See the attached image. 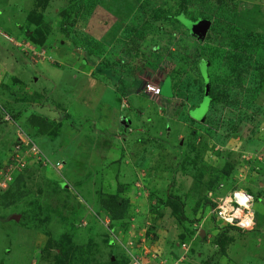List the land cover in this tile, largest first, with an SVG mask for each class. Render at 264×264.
Listing matches in <instances>:
<instances>
[{
	"label": "rangeland",
	"instance_id": "1",
	"mask_svg": "<svg viewBox=\"0 0 264 264\" xmlns=\"http://www.w3.org/2000/svg\"><path fill=\"white\" fill-rule=\"evenodd\" d=\"M0 264H264V0H0Z\"/></svg>",
	"mask_w": 264,
	"mask_h": 264
},
{
	"label": "built area",
	"instance_id": "2",
	"mask_svg": "<svg viewBox=\"0 0 264 264\" xmlns=\"http://www.w3.org/2000/svg\"><path fill=\"white\" fill-rule=\"evenodd\" d=\"M142 92H143V94H146V95L150 96L151 98H154V97L160 96L162 93V90H161V87L159 85L148 83L143 87ZM21 156H22L21 153L17 154L16 158L13 159V161H12L11 168L10 169L8 168L9 170H12V168L14 170H16L22 164L23 159H21ZM220 208L221 209L219 211V216H220L221 220L224 223L231 222L232 221V215H230L229 213H227L225 211L224 206H221Z\"/></svg>",
	"mask_w": 264,
	"mask_h": 264
},
{
	"label": "trees",
	"instance_id": "3",
	"mask_svg": "<svg viewBox=\"0 0 264 264\" xmlns=\"http://www.w3.org/2000/svg\"><path fill=\"white\" fill-rule=\"evenodd\" d=\"M34 1V0H33ZM29 2H31V0L29 1ZM18 5V4H17ZM27 11H29V10H27ZM238 17H239V15H238ZM182 18L183 17H177V20L179 19V20H182ZM240 18V17H239ZM239 18H237V20L239 19ZM184 19V18H183ZM26 33H29V34H32L31 32H26ZM39 44H43L44 43V41L43 40H40L39 42H38ZM102 70V69H101ZM107 75H111L112 74V71H109V72H105ZM119 76V75H118ZM120 77V76H119ZM118 80H120V78H118ZM204 95L205 94H203V92L200 94V92H199V97L201 96V98L202 99H204ZM126 96V95H125ZM212 98V97H211ZM212 99H214V98H212ZM107 208H108V210L113 214V217H117V218H120V217H122L123 215H124V210H125V208H126V205L125 206H121L118 202H111V203H109L108 205H107ZM173 208H174V210H175V212H177L176 210H178L179 212H181V210H182V203H176V202H174L173 201ZM177 214V213H176ZM186 219V217L184 216V214L183 215H181V217H179L178 218V220L180 221H183V220H185Z\"/></svg>",
	"mask_w": 264,
	"mask_h": 264
},
{
	"label": "clouds",
	"instance_id": "4",
	"mask_svg": "<svg viewBox=\"0 0 264 264\" xmlns=\"http://www.w3.org/2000/svg\"><path fill=\"white\" fill-rule=\"evenodd\" d=\"M150 83H152V84H154L153 82H150ZM145 85L147 84V83H144ZM143 84V85H144ZM144 85V86H145ZM156 85V84H155ZM158 85V84H157ZM143 86V87H144ZM159 86L161 87V90L163 89L162 88V86L159 84ZM143 87L141 88V90L143 89ZM163 94V91H162V93H161V95ZM143 95H145V94H143ZM160 95V96H161ZM148 96V95H147ZM160 96H158V97H160ZM151 98V97H150ZM155 98V97H154ZM249 198H250V196H248ZM236 198V197H235ZM248 203H249V201H247ZM236 204H238V201L236 200ZM239 205V204H238ZM232 206H233V210H229V214L230 215H232V216H234L233 218H232V221L231 222H228L227 224H229V226L231 225L232 227H236V228H238V229H241V230H250V226H249V228L248 227H246V225L245 224H243V220L242 219H240V218H237V217H235V207L236 206H234V204H232ZM240 206V205H239ZM239 206H237V209H238V207ZM249 208V207H248ZM253 217V215H252V213H251V224L252 223H254V219L252 218ZM252 230V229H251Z\"/></svg>",
	"mask_w": 264,
	"mask_h": 264
},
{
	"label": "bare ground",
	"instance_id": "5",
	"mask_svg": "<svg viewBox=\"0 0 264 264\" xmlns=\"http://www.w3.org/2000/svg\"><path fill=\"white\" fill-rule=\"evenodd\" d=\"M244 195L240 196L238 198V204L240 205V207H238V209L236 208L235 211H236V214H235V217L237 218H240V216L242 217V214H247L248 216H250L247 211V208L249 206V204H247L246 202L248 201V197L245 196V198L243 197ZM244 198V199H243ZM240 201H243V203H241ZM229 210H233V208L229 207L226 209L225 208V211L228 213Z\"/></svg>",
	"mask_w": 264,
	"mask_h": 264
},
{
	"label": "crops",
	"instance_id": "6",
	"mask_svg": "<svg viewBox=\"0 0 264 264\" xmlns=\"http://www.w3.org/2000/svg\"><path fill=\"white\" fill-rule=\"evenodd\" d=\"M30 1V0H29ZM14 4V3H13ZM20 9H23L24 10V4H22L21 5V8ZM6 38H7V40H9V41H11L10 40V38H9V36H7V35H4ZM143 83V82H142ZM141 83V84H142ZM168 83H169V81H168ZM161 86H162V83H159ZM168 91L166 92V101H168V103H171V101L173 100V101H178V100H176L177 99V97H176V93H175V91H174V89H173V85H171V84H168V86L167 87H165ZM162 91H164L163 89H162ZM169 92V93H168ZM172 94V96H170ZM171 97L170 99L168 98V97ZM160 97H162V96H160ZM159 97V98H160ZM122 98V97H121ZM124 98V97H123ZM126 98H128V95H127V97ZM176 98V99H175ZM167 116L168 117H166V121L167 120H170L171 121V118H170V116H171V113L170 114H167ZM190 117V116H189ZM191 119V118H190ZM192 120V119H191Z\"/></svg>",
	"mask_w": 264,
	"mask_h": 264
},
{
	"label": "water",
	"instance_id": "7",
	"mask_svg": "<svg viewBox=\"0 0 264 264\" xmlns=\"http://www.w3.org/2000/svg\"><path fill=\"white\" fill-rule=\"evenodd\" d=\"M205 26H207L206 24H205ZM169 93V92H168Z\"/></svg>",
	"mask_w": 264,
	"mask_h": 264
}]
</instances>
